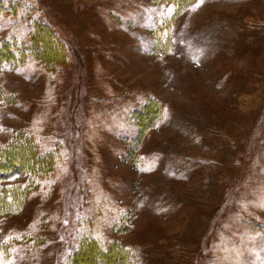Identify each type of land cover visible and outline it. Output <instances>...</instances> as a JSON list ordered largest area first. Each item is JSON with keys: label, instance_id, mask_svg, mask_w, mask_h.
I'll list each match as a JSON object with an SVG mask.
<instances>
[{"label": "rangeland", "instance_id": "obj_1", "mask_svg": "<svg viewBox=\"0 0 264 264\" xmlns=\"http://www.w3.org/2000/svg\"><path fill=\"white\" fill-rule=\"evenodd\" d=\"M5 1L65 51L0 72V148L52 166L0 180L2 264H264V0Z\"/></svg>", "mask_w": 264, "mask_h": 264}, {"label": "trees", "instance_id": "obj_2", "mask_svg": "<svg viewBox=\"0 0 264 264\" xmlns=\"http://www.w3.org/2000/svg\"><path fill=\"white\" fill-rule=\"evenodd\" d=\"M4 2L6 1L0 0V5ZM32 3L36 6L38 5V0H32ZM21 18L25 19L26 17L23 15ZM63 45L50 26L33 23L30 49L21 46L15 40L14 36H9L0 41V72L12 69L16 62L25 58L26 52L28 54L31 53L35 58H42L43 61L59 60L64 56L65 49ZM3 87L4 85L0 81V101L9 102L13 96L11 93H6ZM50 167L52 168L49 160H45L39 154L35 142L30 138L21 139V137H18L13 142L0 148V180L13 179L22 169L27 170L33 176H42L47 173ZM23 196V189L17 184H8L0 187V215L10 213L14 210L19 205L18 199H22ZM88 237L90 239L89 244L96 243L98 246H104L106 248L109 245L108 242H110L105 237H99L100 240L95 239L94 236ZM115 246L118 245L115 244ZM128 254L121 248L120 255L115 257V261L117 259L116 264H126V259H129L127 257ZM73 255H75V251ZM1 256L2 254L0 252ZM87 261V259L86 261L79 259V262ZM0 264H2V258H0Z\"/></svg>", "mask_w": 264, "mask_h": 264}]
</instances>
